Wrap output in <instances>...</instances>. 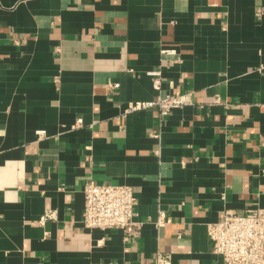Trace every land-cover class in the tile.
<instances>
[{
	"label": "crops",
	"instance_id": "obj_1",
	"mask_svg": "<svg viewBox=\"0 0 264 264\" xmlns=\"http://www.w3.org/2000/svg\"><path fill=\"white\" fill-rule=\"evenodd\" d=\"M90 181L132 188L139 235L85 227ZM256 207L264 0H0V264H224L208 226Z\"/></svg>",
	"mask_w": 264,
	"mask_h": 264
},
{
	"label": "built area",
	"instance_id": "obj_2",
	"mask_svg": "<svg viewBox=\"0 0 264 264\" xmlns=\"http://www.w3.org/2000/svg\"><path fill=\"white\" fill-rule=\"evenodd\" d=\"M165 55H173V49H164ZM155 90L161 91L160 73H150ZM118 87V84H114ZM191 93L157 95L150 101H135L128 105L127 112L158 108L161 115L171 110L191 105ZM81 122V120L79 121ZM42 136L43 131H38ZM82 222L89 229H120L127 235H139L142 222L136 221L137 200L127 185L99 184L90 181L84 187ZM48 212L41 222L54 217ZM167 213L159 211L156 225L166 224ZM214 244V253L222 257L224 264H264V207L247 209L244 212L225 211L222 219L208 226ZM156 264H171L170 257L159 253Z\"/></svg>",
	"mask_w": 264,
	"mask_h": 264
}]
</instances>
